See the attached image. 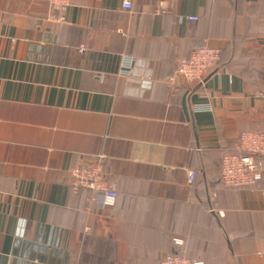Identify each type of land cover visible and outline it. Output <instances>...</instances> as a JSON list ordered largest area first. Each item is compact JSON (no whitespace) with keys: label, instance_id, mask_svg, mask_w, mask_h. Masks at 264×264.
Masks as SVG:
<instances>
[{"label":"crops","instance_id":"obj_1","mask_svg":"<svg viewBox=\"0 0 264 264\" xmlns=\"http://www.w3.org/2000/svg\"><path fill=\"white\" fill-rule=\"evenodd\" d=\"M130 1L73 0L58 21L0 0V264H159L174 237L205 264H264V197L218 180L238 136L264 133V0ZM200 46L218 64L171 91ZM80 163L112 207L70 186Z\"/></svg>","mask_w":264,"mask_h":264},{"label":"built area","instance_id":"obj_2","mask_svg":"<svg viewBox=\"0 0 264 264\" xmlns=\"http://www.w3.org/2000/svg\"><path fill=\"white\" fill-rule=\"evenodd\" d=\"M50 4L53 10L58 12L56 19L62 20L65 10L73 0H44ZM255 2L257 0H249ZM122 8L130 11V0H123ZM191 21L197 18L189 17ZM79 51H82L80 48ZM220 58V51L210 46L195 48L184 58L178 60V66L169 79L171 91H175L178 81H183L189 86L201 84L207 74L216 66ZM133 59L125 57L121 61L119 73L128 76L131 73ZM236 154L226 155L221 160L220 182L224 187L251 188L258 190L264 197V133L243 132L236 142ZM193 174L190 173L191 180ZM70 186L77 190L85 188L93 192V204L100 209L112 207L117 197L116 189L107 182V178L100 166L80 163L70 170ZM172 244L175 252L165 254L159 264H204L198 259L186 258L179 254L184 241L174 237Z\"/></svg>","mask_w":264,"mask_h":264},{"label":"trees","instance_id":"obj_3","mask_svg":"<svg viewBox=\"0 0 264 264\" xmlns=\"http://www.w3.org/2000/svg\"><path fill=\"white\" fill-rule=\"evenodd\" d=\"M201 47V46H200ZM199 48V47H198ZM219 62V61H218ZM218 64V63H217ZM230 154H225V155H223L222 156V158L224 157V156H226V155H232V154H235L236 153V151H234V150H231L230 152H229ZM222 158H221V160H222ZM220 164H221V162H220ZM219 184H221V182H220V172H219ZM179 254L180 255H182L181 253H180V251H179ZM191 259V258H190ZM193 259V258H192ZM198 260H201V259H198ZM201 261H203V260H201ZM203 263L205 264V262L203 261Z\"/></svg>","mask_w":264,"mask_h":264}]
</instances>
